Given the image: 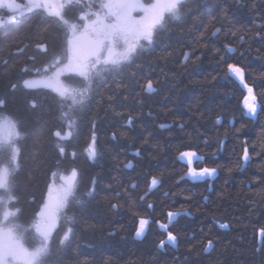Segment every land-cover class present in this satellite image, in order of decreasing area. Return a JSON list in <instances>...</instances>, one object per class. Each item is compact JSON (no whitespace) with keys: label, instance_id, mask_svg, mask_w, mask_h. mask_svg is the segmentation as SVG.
Segmentation results:
<instances>
[{"label":"trees","instance_id":"obj_1","mask_svg":"<svg viewBox=\"0 0 264 264\" xmlns=\"http://www.w3.org/2000/svg\"><path fill=\"white\" fill-rule=\"evenodd\" d=\"M59 10L78 23L87 12L74 1ZM67 37L41 10L25 9L0 27V118L16 121L22 134L15 199L6 207L19 209L16 222L31 229L26 245L39 241L32 225L53 173L74 168L81 202L61 212L45 264H264V0H184L180 17L167 18L151 45L94 72L84 103L72 107L50 88L24 86L55 58L65 60ZM228 64L242 69L255 113L247 112L249 93ZM61 79L84 83L75 74ZM149 80L153 92L145 90ZM55 131L72 134L60 140ZM93 135L97 156L90 159ZM182 152L196 154L191 166L179 160ZM190 167L216 172L192 181ZM140 219L149 223L137 237ZM168 231L175 245L166 242Z\"/></svg>","mask_w":264,"mask_h":264},{"label":"snow or ice","instance_id":"obj_2","mask_svg":"<svg viewBox=\"0 0 264 264\" xmlns=\"http://www.w3.org/2000/svg\"><path fill=\"white\" fill-rule=\"evenodd\" d=\"M79 2V0H77ZM184 0H152L149 3H143L141 0H100L99 10L83 12L79 15V21L83 23L73 22L66 19L64 14L59 10L64 7L62 4H56L54 0H28L26 5L17 3L16 0H0V8L7 9L12 15L7 20L0 19V27L6 23H11L16 19V14H23L26 9L31 12L41 10L48 16L55 17L61 22L67 33L68 52L70 55L66 57V62L61 65L59 57L54 59L51 65L54 71L50 75H43L40 79L25 80L24 86L32 89L38 86L50 88L62 100H70L69 107L74 105H82L86 95L91 88L93 73H99L105 70L106 66H116L123 62L129 61L137 52L138 48L151 45L154 42V35L158 28H162L167 18L178 19L181 15V7ZM91 9V6H89ZM134 12L142 13L139 18L133 16ZM87 40L89 47L87 54H81V42ZM144 41L145 44H142ZM38 47L46 50V46L38 45ZM229 51H232L229 49ZM187 55L185 59H187ZM229 73L237 77L241 84L247 89L249 96L244 98V106L250 113H255L256 106L249 103L252 95V88L244 83L243 71L234 64L227 65ZM39 71V70H37ZM47 72V68L44 69ZM65 74H75L83 79V85L79 88L70 87L61 77ZM15 87V86H13ZM147 92L155 91L153 83L149 80L145 85ZM4 106V101L0 100V107ZM35 106V104H33ZM67 116V113H63ZM4 122L7 123L13 132L9 134L7 139L0 137V205L11 203L15 197L12 194V178L15 170L18 169L19 147L16 140L22 135L18 130L17 122L8 116H4ZM75 121L69 122V128ZM162 127H164L162 125ZM71 131L62 135L61 131H55L54 135L60 140L67 139L71 136ZM59 152L63 155L65 148L57 145ZM86 152L90 159L97 156L96 137L93 135ZM74 155V154H73ZM194 152H182L181 158H188L191 165ZM243 159L248 160V153L245 150ZM131 166V165H128ZM216 169L203 168L197 171L189 168V175L195 178H204L214 175ZM59 175L61 184L53 195L51 188L49 189L48 202L38 213L39 221L32 225L35 233L39 237V241L34 246H27L25 242V233L31 229L25 228L16 222V215L19 209L15 211L4 208L0 213V264H45V257L49 254L50 236L53 227L60 218L61 212L68 208L72 203H80L77 196L78 172L72 169L68 174L53 173V176ZM95 184V181L92 182ZM158 184L156 178L151 180V187ZM89 191L86 195H91ZM149 207H152L149 205ZM169 218L179 213H169ZM71 222V217H67ZM149 221L140 219L136 236L141 237L144 234L145 227ZM161 228L167 229V225L161 224ZM227 227V225H221ZM72 228L69 227L65 232L61 244L68 239ZM260 235L264 237V229L260 230ZM167 242L172 245L176 244V236L168 231ZM165 241H161L160 246H164ZM211 247V242H209Z\"/></svg>","mask_w":264,"mask_h":264},{"label":"rangeland","instance_id":"obj_3","mask_svg":"<svg viewBox=\"0 0 264 264\" xmlns=\"http://www.w3.org/2000/svg\"><path fill=\"white\" fill-rule=\"evenodd\" d=\"M23 1H24V3H23L22 5H26V4L28 3V0H23ZM69 1H70V2H71V1L77 2V0H54V2H55L56 4H62V5H65V4L68 3ZM16 2H17V1H16ZM113 2H114V3H115V2H119V0H113ZM141 2L144 3L143 0H141ZM149 2H152V0H150ZM78 3H80V5H82V6H84V7L86 8L87 11H89V10H92V11H98V10H99V3H100V0H79ZM93 5H96L95 8H93ZM89 6H91V9H89ZM1 10H2V12L0 13V19L5 18V16H6L5 13H6V12L10 13L7 9L0 8V11H1ZM17 14H18V13H17ZM9 15H10V14H9ZM140 15H142V13H139V12H134V13H133V16L136 17V18H139ZM3 20H4V19H3ZM81 23H83V22L81 21ZM85 41L88 42L87 40H85ZM68 55H70L69 52L67 53V56H68ZM67 56H66V57H67ZM65 62H66V58H65V60H64L63 62H61V65H62L63 63H65ZM52 71H54V68L50 69L46 74H43V75H50V74L52 73ZM43 75H41V76H43ZM41 76L36 77V78L29 79V80L40 79ZM249 103H252V101H249ZM246 109H247V108H246ZM247 112H248L249 114H251L248 110H247ZM3 118H4V117L0 118V137H2V138H4V139H7L8 136H9V134H11V133L13 132V129H11L10 126H9L7 123L4 122ZM60 184H61V181L59 180V175H57V176H55V177L52 178L51 183H50V185H49V189L51 188L53 195H55L56 190H57V188H59ZM49 189H48V193H47L46 199H45L44 203L42 204V206L40 207L39 212H40V210L43 208L44 204L48 202ZM2 207L4 208V207H6V205H3ZM39 212H38V213H39ZM39 219H40V218H39V216H38V214H37V217H36V220H35V223H34V224H36V223L39 221ZM55 225H56V224H55ZM54 227H55V226H54ZM54 227H53V229H54ZM32 229H33V228H32ZM33 231L35 232L34 229H33ZM166 242H167V240H166ZM168 243H169V242H168Z\"/></svg>","mask_w":264,"mask_h":264},{"label":"water","instance_id":"obj_4","mask_svg":"<svg viewBox=\"0 0 264 264\" xmlns=\"http://www.w3.org/2000/svg\"><path fill=\"white\" fill-rule=\"evenodd\" d=\"M88 47H89V44H88V42H86L85 40L84 41H82L81 42V45H80V50H81V53L82 54H84V55H86L87 54V51H88ZM233 76V78L235 79V80H237L238 81V83L244 88V89H246L245 87H244V85L243 84H241V82H240V80L237 78V77H235L234 75H232ZM251 99V98H250ZM180 160H181V162L182 163H184L185 165H187V166H191L189 163H188V158H181V156H180ZM193 160H194V157H192V163H193ZM191 163V164H192ZM187 176H188V178L189 179H191L192 181H198L200 178H193V177H191L190 175H189V170H188V172H187Z\"/></svg>","mask_w":264,"mask_h":264},{"label":"bare ground","instance_id":"obj_5","mask_svg":"<svg viewBox=\"0 0 264 264\" xmlns=\"http://www.w3.org/2000/svg\"><path fill=\"white\" fill-rule=\"evenodd\" d=\"M181 156V155H180ZM180 156H179V160H180ZM181 161V160H180ZM189 170V169H188ZM188 177V176H187ZM189 179V178H188ZM191 180V179H190Z\"/></svg>","mask_w":264,"mask_h":264}]
</instances>
